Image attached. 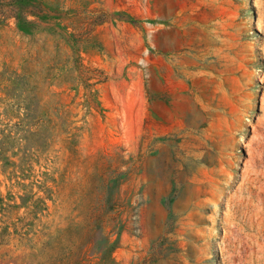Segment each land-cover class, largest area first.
<instances>
[{
  "label": "rangeland",
  "instance_id": "obj_1",
  "mask_svg": "<svg viewBox=\"0 0 264 264\" xmlns=\"http://www.w3.org/2000/svg\"><path fill=\"white\" fill-rule=\"evenodd\" d=\"M0 264H264V0H0Z\"/></svg>",
  "mask_w": 264,
  "mask_h": 264
}]
</instances>
